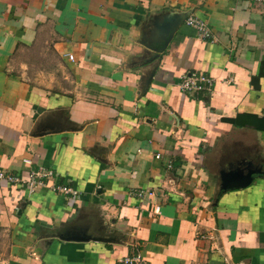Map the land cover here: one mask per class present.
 <instances>
[{
    "label": "crops",
    "instance_id": "obj_1",
    "mask_svg": "<svg viewBox=\"0 0 264 264\" xmlns=\"http://www.w3.org/2000/svg\"><path fill=\"white\" fill-rule=\"evenodd\" d=\"M39 168L0 264H264V0H0V172Z\"/></svg>",
    "mask_w": 264,
    "mask_h": 264
},
{
    "label": "built area",
    "instance_id": "obj_2",
    "mask_svg": "<svg viewBox=\"0 0 264 264\" xmlns=\"http://www.w3.org/2000/svg\"><path fill=\"white\" fill-rule=\"evenodd\" d=\"M185 25L190 27L194 31V33L201 39L206 40L212 38V32L210 31L207 22L201 18L189 15L185 19ZM69 59L72 60L73 56L70 55ZM211 84L212 80L206 75L195 71H186L180 77L179 87L183 92L199 93L201 91L209 89ZM156 157H158V155H156ZM23 161L25 163L30 162L28 159H24ZM51 176L52 172L43 168H39L35 171H30L28 174V179L0 172V180L6 181L7 183L12 185L26 186L30 190H34L38 187H46L49 178L51 179ZM48 188L63 195H71L73 197H77V192L67 185H57L55 183H51ZM136 195L141 198L145 195V191L139 189L138 191H136ZM158 208L159 207H156V210H158ZM120 261L122 264H142V259L139 255L126 256Z\"/></svg>",
    "mask_w": 264,
    "mask_h": 264
}]
</instances>
